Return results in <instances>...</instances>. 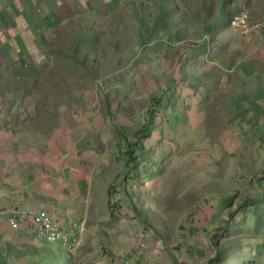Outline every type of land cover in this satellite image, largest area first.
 Instances as JSON below:
<instances>
[{
  "label": "rangeland",
  "instance_id": "1",
  "mask_svg": "<svg viewBox=\"0 0 264 264\" xmlns=\"http://www.w3.org/2000/svg\"><path fill=\"white\" fill-rule=\"evenodd\" d=\"M76 3L86 15L32 48L30 66L12 72L32 71V79L14 81L37 89L38 114L54 127L65 119L94 153L124 151L127 173L142 171L144 155L150 177L129 190L123 179L110 193L109 217L95 220L113 238L87 239L78 220L70 251L0 234V264H264V142L222 125L221 113L237 112L222 99L241 77L231 75L228 88L229 76L218 81L264 31V0ZM195 110L203 117L192 123ZM17 211L0 215L12 227Z\"/></svg>",
  "mask_w": 264,
  "mask_h": 264
},
{
  "label": "crops",
  "instance_id": "2",
  "mask_svg": "<svg viewBox=\"0 0 264 264\" xmlns=\"http://www.w3.org/2000/svg\"><path fill=\"white\" fill-rule=\"evenodd\" d=\"M73 1L74 4L70 0H0V65L4 64L0 71V211L15 208L30 214L16 230L10 227L9 217L1 214L0 234L13 237L19 243H40L32 232L31 215L39 209L51 211L64 227L77 220L80 225L87 224V239L93 235L113 238L114 233L104 229L105 221L95 220L102 215L109 217L110 193L118 191L117 184L123 179L127 178V184L122 181L123 188L129 190L127 186L134 187L132 180L141 181V189L145 185L143 180L150 177L145 174L144 155L139 158L142 171L127 173L124 168L129 160L124 151L106 149L103 153H94L87 149L90 142L70 130L65 119L54 127L46 115L38 114L37 89L32 92L26 88L27 84L14 81L21 77L23 81L32 79L29 70L12 73L20 63L30 66L32 48L50 45L55 31L65 30L71 20L86 15L76 0ZM250 47L252 50L238 61L235 69L228 66L224 77L218 78L221 81L229 76L225 82L228 88L231 75L241 77L222 99L224 107L237 103L236 115L230 107L220 116L226 120L222 125L235 126V138L242 139L254 131V138L262 143L264 31L259 30ZM45 57L46 62H51L49 54ZM202 75L208 76L205 71ZM4 79L10 83L6 84ZM31 94L32 98L28 97ZM202 117V112L195 110L192 123ZM95 221L101 232L92 226ZM50 247L53 246L46 248Z\"/></svg>",
  "mask_w": 264,
  "mask_h": 264
},
{
  "label": "built area",
  "instance_id": "3",
  "mask_svg": "<svg viewBox=\"0 0 264 264\" xmlns=\"http://www.w3.org/2000/svg\"><path fill=\"white\" fill-rule=\"evenodd\" d=\"M28 215L30 214H25L23 211L15 212L11 219L12 227L18 228V221L27 219ZM74 229L72 226L64 227L47 210H40L33 215L32 230L37 239L44 243L54 244L59 241L65 249L70 251L75 247L73 241L77 239Z\"/></svg>",
  "mask_w": 264,
  "mask_h": 264
},
{
  "label": "trees",
  "instance_id": "4",
  "mask_svg": "<svg viewBox=\"0 0 264 264\" xmlns=\"http://www.w3.org/2000/svg\"><path fill=\"white\" fill-rule=\"evenodd\" d=\"M145 132H146V134L148 135L150 132L149 131H146L145 130ZM126 146L129 148L130 146H131V144L129 145L128 143H126ZM127 149V148H126ZM128 150V149H127ZM130 153H132V151L130 152ZM231 199H233V197H231ZM223 229V227L221 228V230ZM228 229H229V227L227 226V228H226V231L228 232ZM219 232H217V234H218ZM220 245H221V243H220ZM220 249V248H219ZM217 250V249H216ZM222 255V252H221V249H220V252L219 253H217V255L215 256V258H217V259H219V258H221V257H223V256H221Z\"/></svg>",
  "mask_w": 264,
  "mask_h": 264
}]
</instances>
